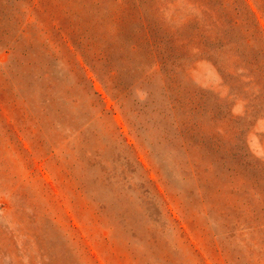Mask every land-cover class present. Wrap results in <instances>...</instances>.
<instances>
[{"label": "rangeland", "instance_id": "obj_1", "mask_svg": "<svg viewBox=\"0 0 264 264\" xmlns=\"http://www.w3.org/2000/svg\"><path fill=\"white\" fill-rule=\"evenodd\" d=\"M0 264H264V0H0Z\"/></svg>", "mask_w": 264, "mask_h": 264}, {"label": "trees", "instance_id": "obj_2", "mask_svg": "<svg viewBox=\"0 0 264 264\" xmlns=\"http://www.w3.org/2000/svg\"><path fill=\"white\" fill-rule=\"evenodd\" d=\"M195 19H197V18H194L191 20H195ZM197 22H199V19H197ZM217 23H218V20L215 21V24H217ZM211 25H213V24H207L206 28L207 29L211 28ZM53 27L60 30L55 24ZM178 42H179L181 48L184 51H186V53L183 56V67H184V65L186 64V60H188L190 58V55L192 52L190 51L189 46H188V42L186 40H180ZM224 49L226 50V55H227L228 61L232 62L233 68L238 74V80L243 83L245 81V79H247L252 83L254 76L252 74L253 70L251 68V64L249 62H247L246 60H244L243 58H240L239 56L232 54L230 47L227 46V47H224ZM181 66H182V63L180 65V68H181ZM221 128L222 127L220 126L219 129H221ZM225 132H227V131H225ZM51 153H54V152H51ZM96 156L98 157L99 154H96Z\"/></svg>", "mask_w": 264, "mask_h": 264}]
</instances>
